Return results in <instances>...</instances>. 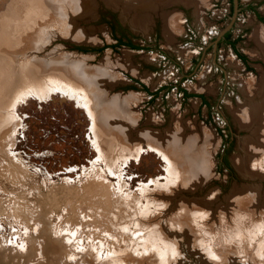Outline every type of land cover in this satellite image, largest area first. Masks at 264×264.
<instances>
[{"label":"rangeland","instance_id":"rangeland-1","mask_svg":"<svg viewBox=\"0 0 264 264\" xmlns=\"http://www.w3.org/2000/svg\"><path fill=\"white\" fill-rule=\"evenodd\" d=\"M149 2L0 0V55L16 74L0 90V264H264V114L240 117L263 99L264 0H239L229 30L245 62L213 45L232 0ZM71 84L95 130L51 91ZM175 131L177 152L156 146L187 155L170 170L139 134Z\"/></svg>","mask_w":264,"mask_h":264},{"label":"bare ground","instance_id":"bare-ground-1","mask_svg":"<svg viewBox=\"0 0 264 264\" xmlns=\"http://www.w3.org/2000/svg\"><path fill=\"white\" fill-rule=\"evenodd\" d=\"M128 1H129V4L131 6L136 7V8L145 9V8H147L149 6H151V7L153 6L152 3H150V2L147 3L149 0H128ZM187 1L189 2L190 0H187ZM256 36L258 37L257 41L259 42V45H260L261 50H262V54L264 55V32L258 30L256 32ZM0 39L8 40L6 35H2V33L0 34ZM6 57L7 56L0 55V60H1L0 61V90H1L2 86L7 89L6 86H7L8 82H10L11 85H12L13 84L12 81L14 80V76L16 75V74H10L11 73V69H10L11 64L8 63V61L6 60ZM21 69H22V73L23 74H25V72H26V76L29 75V71L26 70V67H22ZM75 74L76 73L74 72V79L75 80L76 79L80 80V76L76 77L77 75H75ZM26 79H27V77H26ZM262 84L260 85L258 92L261 93L260 97H262V95H263V99L258 100L257 102L256 101L253 102V103L251 102V104L248 105V107H245L244 109H241V112H242V116H240L241 120H245L246 122L252 123L256 119H259L264 114V91H260L261 87H262ZM69 86L70 87H63V86L61 87V86H57L56 85V86H54L52 88L51 91L52 92H60L63 95H66L69 98L74 99L79 104V106L82 107L83 109H85L86 112L91 116L92 125L94 127L93 130H95V121H96L95 119H96V116H95L93 108H92V106H91V104L89 102V99L85 96V95L88 96L86 89L82 88V87H80V88L79 87H75L72 84L69 85ZM241 86H243V85L241 84ZM246 86H248V85L246 84ZM9 87H10V85H9ZM263 88H264V86L262 87V89ZM79 89L82 90L80 92H84L83 90H85L86 93L82 94V93H79V91H75V90H79ZM242 89L244 91H246L247 88L246 87L245 88L242 87ZM34 94H37V96H35L36 98H39V99L42 98L40 95H38V93L34 92ZM20 96H23L24 98L22 97L20 101L18 100V103L26 100L27 97H28V96H26V91L21 92ZM15 102L17 103V101L14 100L13 104H15ZM108 108H109V111H110V112L108 111V114H111V112L112 113H117L118 112V108H119V102H117V101L112 102L110 105H108ZM108 108H106V109H108ZM99 122L101 124H104L102 119H101V117L99 118ZM139 136H140L139 137L140 139H145L147 142H149L147 144L148 147H149L148 150L153 149V150H155V152H159V154L167 161L168 166H171L170 170L173 168V166H175V167H177L178 165H180L182 167L184 166L185 159H186L185 156L187 157V155L185 153H183V154L182 153L181 154L178 153V155L170 157L165 151H163L160 148L156 147V146H161V145L164 146V145H169L170 144L169 147H172V149L177 152L178 145H180V143H183L182 141H180V139L178 137V136H180V132L175 131L174 133H171V134H169L167 136H162V137L156 135L155 133L142 132L141 134H139ZM95 144H96V142H95ZM191 144L192 143L189 140L187 145H186V147H184V146L181 147L180 151L183 150V152H186L185 150L188 149L191 146ZM256 145L260 146V144H256ZM173 146H175V148ZM186 161H188V163L190 164L189 168L193 165L192 172L188 171L189 173H195L197 171L198 172H202L204 167H205V164L203 162L200 163V165L199 164L196 165L195 160L187 158ZM168 166L166 167L167 170H169ZM149 181H151V180H149Z\"/></svg>","mask_w":264,"mask_h":264},{"label":"trees","instance_id":"trees-1","mask_svg":"<svg viewBox=\"0 0 264 264\" xmlns=\"http://www.w3.org/2000/svg\"><path fill=\"white\" fill-rule=\"evenodd\" d=\"M249 8H253V7L252 6H249ZM256 16H257V18L259 20H261L264 23V17H262L258 13H256ZM229 37H230V31L226 32L225 35H224V38H222L218 43L223 42V41H226V42L230 43L231 47L234 49V51L238 55V57L243 62H245L246 61L245 55H243L240 52H237V50L235 49V43H236L237 40H230ZM121 44H125V45H128V46L132 47V48H136V45L135 44H132L130 41L124 42L122 40V38L120 37V38L117 39V45H121ZM73 49H75L77 51L88 52V51H98V50H101L102 48H93V47H87V46H79V45H77V46H73ZM188 95H190V94L187 93L186 91H184V96H188ZM200 97H202V95H200ZM202 99H203V97H202ZM203 101H204V99H203Z\"/></svg>","mask_w":264,"mask_h":264},{"label":"water","instance_id":"water-1","mask_svg":"<svg viewBox=\"0 0 264 264\" xmlns=\"http://www.w3.org/2000/svg\"><path fill=\"white\" fill-rule=\"evenodd\" d=\"M239 10H240L239 0H232V13L229 17V22L217 33L215 39L213 40L214 47H216L218 42L222 38H224L225 33L228 32L233 27Z\"/></svg>","mask_w":264,"mask_h":264},{"label":"flooded vegetation","instance_id":"flooded-vegetation-1","mask_svg":"<svg viewBox=\"0 0 264 264\" xmlns=\"http://www.w3.org/2000/svg\"><path fill=\"white\" fill-rule=\"evenodd\" d=\"M257 17V16H256ZM258 19V18H257ZM259 20V19H258ZM261 21V20H260ZM262 22V21H261ZM263 23V22H262ZM264 24V23H263Z\"/></svg>","mask_w":264,"mask_h":264}]
</instances>
